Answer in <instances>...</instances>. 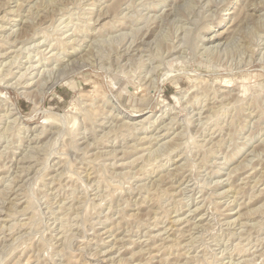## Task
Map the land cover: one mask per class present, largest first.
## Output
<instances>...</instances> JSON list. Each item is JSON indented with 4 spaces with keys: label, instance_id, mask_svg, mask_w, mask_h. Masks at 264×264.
<instances>
[{
    "label": "rangeland",
    "instance_id": "obj_1",
    "mask_svg": "<svg viewBox=\"0 0 264 264\" xmlns=\"http://www.w3.org/2000/svg\"><path fill=\"white\" fill-rule=\"evenodd\" d=\"M0 264H264V0H0Z\"/></svg>",
    "mask_w": 264,
    "mask_h": 264
},
{
    "label": "bare ground",
    "instance_id": "obj_2",
    "mask_svg": "<svg viewBox=\"0 0 264 264\" xmlns=\"http://www.w3.org/2000/svg\"><path fill=\"white\" fill-rule=\"evenodd\" d=\"M27 31V30H26ZM33 34V33H32ZM148 34V33H147ZM34 35H36V34H33V35H31V36H29V35H25V36H27V38L26 39H21L22 41H24V40H28V39H30V38H33V36ZM145 36V35H144ZM143 41V40H142ZM145 41V40H144ZM145 43V42H144ZM124 50V49H123ZM142 55V54H141ZM64 58V57H63ZM71 59V58H70ZM33 60V59H32ZM58 60V59H57ZM46 61V60H45ZM73 64V63H72ZM129 65V64H128ZM2 80V79H1ZM51 84V83H50ZM55 84V83H54ZM54 84H52V86L54 85ZM77 101H78V99H77ZM78 103V102H77ZM71 105H72V108H74L75 106H76V103H75V100L74 101H72V103H71ZM77 108V107H76ZM11 110V109H10ZM47 113H52V112H50V111H47ZM134 115V114H133ZM139 115H141L140 113H136L135 114V116H139ZM53 115H49L48 117L50 118V117H52ZM55 116H56V114H55ZM87 116V115H86ZM55 118V117H54ZM53 119V118H52ZM133 125V124H132ZM138 127V126H137ZM137 127H135V125H134V127L133 128H137ZM28 128V127H27ZM132 128V129H133ZM135 130V129H134ZM114 131V130H113ZM124 147V146H123ZM134 147V146H133ZM160 147V146H159ZM194 147V146H193ZM160 149V148H159ZM108 152V151H107ZM17 161V160H16ZM9 169V168H8ZM89 175V174H88ZM52 181V180H51ZM91 184V183H90ZM111 185V184H110ZM104 187V186H103ZM2 199V198H1ZM104 200V199H103ZM131 200V199H130ZM64 227V226H63ZM258 242V241H257Z\"/></svg>",
    "mask_w": 264,
    "mask_h": 264
}]
</instances>
